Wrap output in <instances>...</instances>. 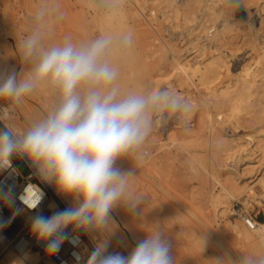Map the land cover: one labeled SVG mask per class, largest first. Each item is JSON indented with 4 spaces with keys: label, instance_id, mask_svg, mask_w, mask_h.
Returning <instances> with one entry per match:
<instances>
[{
    "label": "clouds",
    "instance_id": "obj_1",
    "mask_svg": "<svg viewBox=\"0 0 264 264\" xmlns=\"http://www.w3.org/2000/svg\"><path fill=\"white\" fill-rule=\"evenodd\" d=\"M119 43L133 47V33L123 35ZM18 49L29 67L22 74L14 68L0 69V100L20 106L47 86L57 93L58 102L23 130L8 124L0 128V170L10 168L13 158L26 157L43 179L54 181L62 193L75 198L73 206L32 218L31 233L51 255L69 239L70 228L106 233L114 226L115 208L142 214L139 209L145 197L135 189L134 180L139 163L148 155V140L168 118L185 116L190 102L168 86L122 90L119 68L108 59L114 50L109 35L86 42L65 38L45 46L33 33L19 42ZM124 158L133 162L132 168L117 165ZM142 232L126 255L109 252L107 240L99 242L87 264H177L165 227L149 224ZM194 237L202 253L206 238L197 233ZM211 261L264 264V249L241 255L239 261Z\"/></svg>",
    "mask_w": 264,
    "mask_h": 264
},
{
    "label": "bare ground",
    "instance_id": "obj_2",
    "mask_svg": "<svg viewBox=\"0 0 264 264\" xmlns=\"http://www.w3.org/2000/svg\"><path fill=\"white\" fill-rule=\"evenodd\" d=\"M131 1L135 4V6H137L141 15L144 17L147 16L144 15L141 10V6L144 8L145 5L143 4L147 5L145 2L149 1L151 4L148 8L149 16L157 18V11L163 15V19L166 21L165 26L171 39L172 37L174 38V34L176 33H178V35H189V37L186 38L187 42L185 41V43L188 44L183 47L185 51L187 50L188 52L186 55L181 53L182 56H180L178 55L180 54L178 53L179 51L176 50L177 47L172 44L174 41L167 43L166 40L164 42L161 40L163 44L160 42L161 45L158 48H153L152 50L148 48L146 54L141 56L140 62L145 72L142 79L138 82L137 80L132 79L134 76L132 68L125 65V58L123 54L125 45H120L117 40L116 45L119 53L117 55L114 54L115 52L109 54L108 59L113 65L119 68L120 78L118 83L122 85V83L128 82L125 89H123L124 91L130 88L131 90L149 91L152 88L168 86L174 88L180 95L185 93L186 99L190 102V110L186 115L192 112L196 105H204L200 108L204 109V111L200 114V121L196 122V127L192 128L194 124L191 127L187 124L189 126L183 128V130L174 128L173 130H176L174 131L176 134L167 133L162 138H155L157 136V127L154 128L148 140L146 150L148 151V148L150 150L152 144L155 146L154 148L151 147V152L149 151L150 154L139 163L137 176L134 180L135 188L141 181H145V179L149 180L148 174L150 173H147L148 169H151V171L155 169L158 173L159 171H164V174L165 172H168V169L167 171L164 170V166L166 165H164V161L166 160L165 154L167 153L165 147L166 145L164 143L167 138H170L171 143H177L179 145L187 143L194 147L193 151L190 152V154H187L189 157H187L186 160L189 162L191 170L200 175L201 185L204 189L205 173H207L206 165L209 163H205V159L201 151L208 143H210V145L215 144L221 146L222 151L219 150L222 152L221 154L215 152L216 150H214V152L212 150L213 153L211 158L214 161L218 158H223L222 160L229 159L230 162L226 161L227 163L225 162L224 164L227 166L232 165V168L238 167L237 164H239V162L241 165L242 163L245 164V166H243L240 171L238 170L239 174L236 179H227L223 182L219 180L220 178L215 179V181L221 185V190L219 192L215 194H209L208 191L200 193V197L197 198L199 209L202 211L201 215L197 214L200 222H198L200 224L199 227L201 228L203 226L202 234L208 241H210V243L212 241V245L219 247V252L226 253V259L231 258L232 260H235V255L232 250L229 251V249H227L228 247L225 246V243L219 239V235H228L230 237V240H228L230 247L233 245H239L241 251L246 255L258 248L264 249V219H254L255 225L252 228H249L244 222V225L240 222V220L243 221L245 215L251 214L249 212L251 206L256 205L257 211L264 210V98L259 97L264 94V34L260 33V30L264 28V8L258 12L257 9L251 10L252 8L250 9L249 6H242V3L247 4L258 0H239V4L235 3V0ZM91 2L92 0L89 3L93 4ZM126 9L128 13V24L131 28H134V26L139 24L136 23L137 21L132 12H129V8ZM156 9L158 10L156 11ZM98 12L94 14H98ZM55 14L57 15V12L54 13V15ZM96 17L94 15V18ZM156 18H153L152 21ZM181 22H183V24L186 22L187 27L185 30L180 29V31L177 30L175 32V29L173 28L179 27ZM132 31L134 30L132 29L131 33ZM183 35L180 36V40H184L183 37L185 36ZM234 35H236V37L238 35L242 42L249 44V54L244 55L243 50V54L241 53V50L237 52L239 46H235L236 41L234 40ZM138 38V35L134 37V39ZM2 41L3 40H0V69L14 68L21 74L23 73L22 70L24 72L27 71L29 64L23 58L18 47L14 45L6 46L2 44ZM177 43L175 42V44ZM167 51L174 57L172 61L167 60L168 56L167 58L165 57ZM235 51L237 54L241 53V56L238 58V62L236 61L230 65L227 57L231 56ZM190 53L194 54L188 56ZM150 58H153V60L148 62L147 60ZM126 66L129 68L127 69ZM229 73H233V75L229 77ZM122 79H124V81ZM192 81L195 82V85L192 84ZM193 88L198 91H196V93H200V91L203 92L204 96L198 97ZM260 92H262L261 95H259ZM34 94L38 95L37 97L42 101L43 105L48 110H50L58 102L57 93L47 86H41L33 93V96ZM196 96L198 98H196ZM210 105L216 108V113L214 115L211 111H209ZM250 105L255 107L252 112L248 109ZM20 107L28 126L29 123L36 118L33 115V112L23 104L20 105ZM7 115V108L0 105V121L4 124L10 125V121L5 120ZM36 115L38 114L36 113ZM14 125L16 126V123H14ZM240 126L242 128H248L250 126L257 127L254 130V134L249 132L235 133L234 131L242 130V128H239ZM173 127H175V125ZM226 127H229L232 131H234L227 134L228 132H225ZM15 128L23 130L18 126ZM178 130L180 131L178 132ZM222 130H224V132H222ZM227 130L228 129H226V131ZM186 147H188V145L185 146V148ZM186 150L188 151V148ZM208 159L210 160V158ZM208 159L206 158V160ZM131 163L133 164L132 161ZM30 164L34 167L35 173L38 175L41 182L45 185L49 192L47 198V208L50 209L56 205L67 208L75 204V198L73 196L62 193L54 181H46L43 179L36 170V167L31 162ZM166 166L168 168L169 165ZM258 167H260L259 174H257L253 179L248 181L245 180L247 176H243V174H246ZM155 171L153 172L155 173ZM217 172L219 171L217 170ZM223 177L224 176H222V178ZM255 186L258 187V190H256ZM42 190L44 191V189ZM140 192L141 191H138V193ZM230 198L239 199L242 203V207L236 211L238 216L235 217V220H227L224 226H222V229H220L214 221L216 219L215 216L221 214V212H226L225 210ZM152 200L150 205L155 206V201L153 202ZM208 205H210L213 209V211H211L212 214L209 210H207L209 208ZM174 209V214L177 218L175 219H184L185 216H181L182 212L178 210V207ZM198 212L199 211L196 213ZM123 215L124 213L121 207H117L113 210L112 218L114 226L111 232L122 246V249L124 250L123 254H127V252L133 248L134 244L131 245L128 242L125 233L122 232L118 224L121 222L124 226H126V228H128L130 233L136 239H139V232L133 230H136V225L145 226L146 219L142 216L141 218L132 216L131 221L127 219L123 221ZM167 221L169 223L170 220H166L165 222ZM187 221L181 222L179 229L182 233L188 234L189 236V233H192V230L191 227H189L190 229L188 228ZM84 233L88 235L90 242L95 247L97 242L93 231ZM171 235L174 234L170 233L169 237H172ZM134 237L133 239L136 240ZM212 238L215 239V243ZM194 239H192L193 242ZM107 240L109 242L110 239ZM171 240L174 242L175 238L174 240L171 238ZM175 242L178 241L175 240ZM177 244L178 243L175 245ZM112 252H115V250ZM120 252L122 253V251ZM176 255H178V253ZM39 258L40 253L37 249L32 247L25 249L20 253L15 252L13 249H7L5 253L0 256V264H35ZM215 258H219L217 254L215 255Z\"/></svg>",
    "mask_w": 264,
    "mask_h": 264
},
{
    "label": "rangeland",
    "instance_id": "obj_3",
    "mask_svg": "<svg viewBox=\"0 0 264 264\" xmlns=\"http://www.w3.org/2000/svg\"><path fill=\"white\" fill-rule=\"evenodd\" d=\"M86 1L84 0L82 1L81 0H0V40H3L2 44L6 46L14 45L18 47L19 42L24 37H26L29 34L35 33L39 36L41 42L45 46H49V45H52L53 43L58 44V40H59V43H61L65 40V38H70L72 41H76V42H86L100 35H109L113 37L114 47H115L111 53L115 52L114 54L117 55L119 51L117 49L116 41L117 40L120 41V38L123 35L131 33V30L133 29L134 31H132V33L134 32L133 33L134 37L138 35L139 38L134 39L135 43L133 47H128L125 45L123 49L124 51L123 54L125 58L124 60L125 65L130 66L134 72V76L132 79L137 80L138 82L142 79V76L145 72L141 65L140 59L143 54H146L148 48L151 50L153 48L154 49L158 48L161 45V43L164 42L165 40L167 43L169 42L171 43L174 41L172 44H174L177 47L176 50H178L179 51L178 53H180L178 55L182 56L181 53L183 55L187 54L188 51L187 50L185 51L183 47H185L188 44V43H185V41H186V38L189 37V35L185 36L182 34L185 37H183L184 40L183 39L180 40V36L182 35H178V33H176L174 34V38L172 37L171 39L170 34L168 33V30L165 26L166 21L163 19V15H161L159 11H157L158 9H156L157 18L153 16V18H156L155 20L152 21L153 18L149 16L148 8L151 5L149 1L145 2L147 3V5L143 4L145 5L144 8H142L141 6V10L143 11L144 15H146L148 18L141 15L140 10L137 8V6H135V4L131 0H92L91 3L93 4L89 3L91 0H86ZM142 1L143 0H140V2ZM138 6L140 7L139 4ZM242 6H249L250 9L252 8L251 10L257 9V11L260 12L262 8H264V0L253 1L247 4L242 3ZM126 8H129V12H132L133 16L135 17L137 21L135 22L139 24L137 26H134V28L133 27L131 28V26L128 24V13H127ZM56 12H57V15L55 14L56 15L55 16L54 13ZM97 12L98 14H94ZM94 15L95 17L96 16L97 17L94 18ZM181 23L179 27L173 28L175 29V32L177 30L180 31V29L185 30V28L187 27L186 26L187 23L186 22H184V24L183 22ZM260 33L264 34V28L260 30ZM234 40L238 42V43L235 42V46L236 45L239 46L237 52L241 50L242 54H243V51H244V55L249 54V51H250L248 50L249 44L242 42L239 39L238 35L237 37L236 35H234ZM175 42L176 43L179 42V43L175 44ZM148 44H150L151 46ZM194 53H190L188 56ZM241 53L237 54L235 51L231 56H228L227 57L229 59L228 63L231 65L236 61L238 62V58L241 56ZM165 57L167 58V60H171V61L174 58L171 55V53H169L168 51L166 52ZM149 60L147 61L151 62L153 58H150ZM128 66H126L127 69L129 68ZM22 72L24 71L22 70ZM232 75L233 73H229L228 76L230 77ZM122 80L124 81V79ZM126 84H128V82H124L122 83V85H120L122 90L125 89ZM192 84L195 85V82L192 81ZM194 89L195 88H193V90ZM128 90H131V88L126 89V91ZM196 91L197 90H194L195 94L198 97L204 96L203 92L200 91V93H196ZM261 94L262 92L259 93V95ZM181 95L186 98L185 93H182ZM34 96L32 94L30 97H28L24 101L23 105L27 107L30 111H32L33 115L37 119V118H40L46 115L49 110L46 109L42 101L37 97L38 95L34 94ZM197 96L196 98H198ZM253 97L251 98L254 99ZM259 97L264 98V94H262ZM0 105L7 108L8 115L6 116L7 118H5V120L10 121V125L14 127L18 126V127H21L22 129L27 127L26 120H25L23 111L20 106L12 105L9 101H5V100H0ZM201 106H204V105H199V104L196 105L193 111L190 112L186 116H182V117L172 116L168 118V121L166 124H162L157 127V131H156L157 136L155 138H162L167 133L176 134V132H174L176 130H173L174 128L183 130V128H186L189 125H190L189 127H191L193 124L194 125L192 126V128L196 127L197 125L196 122L200 121V114L204 111V109H200ZM203 108H206V107H203ZM254 108L255 107L253 105H250L248 107V109H250L251 112L254 110ZM209 111H211V113L214 115L216 113V108L210 105ZM36 113L38 115H36ZM14 123H16V126L14 125ZM174 125L175 127H173ZM256 127L257 126H250L248 128L247 127L242 128L240 126L239 128H242V130H239V131L233 130V131L235 133L236 132L237 133L238 132L239 133L249 132V133L254 134L255 133L254 130L256 129ZM226 129L228 130L226 131ZM229 129H230L229 127L225 128V132L226 133L228 132L227 134L233 132L232 129L230 130ZM180 130H178V132ZM222 132H224V130H222ZM164 144L166 145V146L164 145L166 147V152H167L166 154H168V155L165 154L166 160L164 161V165L165 164L169 165L168 168L165 165L164 170L167 171L168 169V172H165L164 174V171L160 172L158 170L160 173L159 174L158 172H156L157 170L155 171V169L154 170L152 169L153 171H155L156 173L155 174L153 171H151V169L147 170V173H150L148 174L149 176L148 179L150 181L145 179V181H141L138 184V186L135 188L137 189V192L141 191L140 194L144 193L143 195L145 197V200L139 209V211L142 214L139 216L132 215L126 208L121 207L124 213L123 221H125L126 219L131 221L132 216L133 217L136 216L139 218H141L142 216L143 218L146 219L145 220L146 225L158 224L162 227H165V229L167 230L168 237L170 236V233L171 234L173 233L175 236L171 235L172 237H169V239L171 240L172 238L174 240L175 238V240L178 241V242H175L174 240V242H172V244L174 243L173 244V250H175L174 254L176 255L178 253V255H176V257H178L177 264H200V263L201 264H213V261H211V259H214L216 254L221 260L226 259L225 258L226 253L219 252V249H218L219 247L212 245V241L210 243V241H208L207 239H206L204 251L202 253L200 252L198 242L196 241V239H194L195 233H197L198 235H201L203 233L202 232L203 226L201 228L199 227L200 222L198 219L199 216L197 214L201 215L202 211L199 209L197 198L200 197V193L202 192L208 191L209 194H215L219 192L221 190V185L218 182H216L215 179L220 178L219 180L221 182L227 179L228 180H233V178L236 179L238 177L240 169L243 166H245V164L242 163L241 165V163L239 162V164H237L238 167L232 168L231 167L232 165L227 166L224 164L226 161L230 162L229 159L222 160L223 158L222 159L218 158L217 160L214 161L211 158L212 153L214 152V150H216L215 152L221 154L222 152L220 151H222V149H221V146H218L215 144L210 145V143H208L204 148L206 151L204 149L201 151L202 155L204 156L205 163L210 164V165L209 164L206 165L207 173H205L206 174L205 188L203 189L201 185L200 175L194 173L191 170L189 162L186 160V158L189 157L187 154H190V152L193 151L194 147H192V145L187 144V143H183L182 145H179L177 143H171L170 138H167ZM187 145L188 147L185 148V146ZM154 146L155 145L152 144L151 147L154 148ZM151 147H150V150L148 148L147 153L149 151L151 152ZM187 148H188V151L186 150ZM150 152L148 153V155L150 154ZM218 157H222V156H218ZM206 158L207 159L210 158V160L208 159L209 160L208 161L206 160ZM127 160L128 159L126 158L121 159L120 161L117 162V165L123 169L132 168L133 164L131 163L130 160L128 161ZM13 162L16 164V166L19 168L22 174H27L28 172H30L31 170L30 165L24 159V157H15L13 158ZM217 170L219 172H217ZM259 172H260V167L254 168L253 170H251L250 172L246 174L244 173L243 176L246 175L247 177L245 178V180L248 181L250 179H253L257 174H259ZM222 176L224 177L222 178ZM32 179L37 180L38 182L40 180V178L38 177L36 173L34 174V177H32ZM256 186L255 188L256 190H258V187ZM151 200L153 202L155 201L154 204L156 207L154 205L153 206L150 205ZM177 207H178V210H180L183 214V215L181 214V216H185L184 219L176 220L177 218L174 214V210H175L174 208H177ZM208 207L209 208L207 210H209V212L212 214L211 212L213 211L212 207L210 205H208ZM241 207H242V203L239 199L230 198L229 202L227 203L228 209L226 208L225 210L226 212L224 213L221 212V214H218L215 216L216 218V219L214 218L215 223L218 225L220 229H222V226H224L227 220H235V217L238 216L236 211H238V209H240ZM63 208L65 209V207ZM197 211L199 212L196 213ZM249 212L251 214H255L256 215L255 219L257 220L264 219V210L257 211L256 205L251 206L249 209ZM166 220H170L171 222L170 221L169 223L168 221L165 222ZM183 221L188 222L187 223L188 228L191 227L192 233L190 232L191 234L189 233V236L188 234L182 233L179 229L180 227L179 225H181V222ZM240 222L244 225L242 220H240ZM118 226L120 227L122 232L125 233V236H126V239H128V242L131 245L134 244L133 247L135 246L137 240H139L143 236V232H142V229L144 227L143 225L142 226L136 225L135 227L136 230L134 229V225H133V229H134L133 231L139 232V235H138L139 239H136L130 233L128 228H126V226H124L121 222L118 224ZM93 234L95 235L97 244L101 241L110 239L108 242L109 252H112L113 250H120L123 253L124 250L122 249V246L116 240L115 236L112 234L111 231L106 232V233L93 231ZM132 236L136 240H134ZM86 237L87 239H89L88 235H86ZM228 237H229L228 235H224V236L219 235V239L223 243H225V246L228 247L227 249H229V251L232 250V252L234 253L235 260L233 261H239V259L241 258V255H246V254L241 251L239 245H233L230 247L228 243V240H230V237L229 238ZM192 239H194V242L192 241ZM212 240H214V243H215V239L212 238ZM176 243L178 244L175 245ZM175 246L177 247V249Z\"/></svg>",
    "mask_w": 264,
    "mask_h": 264
},
{
    "label": "built area",
    "instance_id": "obj_4",
    "mask_svg": "<svg viewBox=\"0 0 264 264\" xmlns=\"http://www.w3.org/2000/svg\"><path fill=\"white\" fill-rule=\"evenodd\" d=\"M0 128H4L2 121ZM24 159L31 168L27 174H22L13 160L10 168L0 170V256L7 249L20 253L32 247L40 253V258L35 264H87L95 247L83 231L73 232L71 228L68 229L71 236L63 242L57 253L51 255L47 253L45 243L31 233L30 224L33 217L50 216L64 208L58 205L47 208L49 192L40 180L38 182L32 179L35 174L34 167L26 157ZM255 218V214H247L243 222L252 228Z\"/></svg>",
    "mask_w": 264,
    "mask_h": 264
}]
</instances>
